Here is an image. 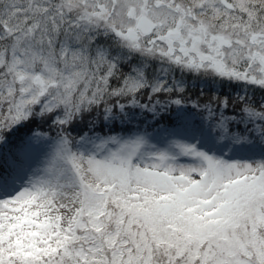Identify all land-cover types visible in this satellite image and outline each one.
Listing matches in <instances>:
<instances>
[{
	"label": "snow or ice",
	"instance_id": "6c2138e0",
	"mask_svg": "<svg viewBox=\"0 0 264 264\" xmlns=\"http://www.w3.org/2000/svg\"><path fill=\"white\" fill-rule=\"evenodd\" d=\"M0 264H264V0H0Z\"/></svg>",
	"mask_w": 264,
	"mask_h": 264
}]
</instances>
